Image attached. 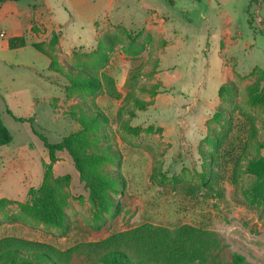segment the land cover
<instances>
[{
    "label": "rangeland",
    "instance_id": "374dc122",
    "mask_svg": "<svg viewBox=\"0 0 264 264\" xmlns=\"http://www.w3.org/2000/svg\"><path fill=\"white\" fill-rule=\"evenodd\" d=\"M177 3L179 8L156 1L163 16L157 15L153 23L155 38L149 42L157 53L150 62L129 46L127 37L139 43L142 34L133 32L144 17L137 0H122L107 15L97 11L101 21L107 18L112 24L124 16V28L115 26L101 35L113 39L103 65L99 35L92 49L70 55L57 43L49 71L44 56L39 55V61L30 57L31 48L0 53V120L12 136L8 145L0 146V252L18 240L29 241L53 247L68 264H91L75 254L77 245L144 226L171 233L190 226L216 235L215 264H231L235 256L245 264H264V216L248 203L253 179L245 173L247 159L264 155L259 145L264 143V3ZM165 16L166 31L159 20ZM78 17L73 19L83 30L73 27L69 38L91 32ZM10 28L0 17V33ZM52 34L41 43L43 50H49ZM6 39L0 36V45ZM72 67L96 70L98 76L105 73L113 81L114 94L108 95L105 86L95 92L72 88ZM136 71L139 77L129 79ZM128 92L149 104L134 117L119 111L132 106L124 101ZM7 111L26 120L16 121ZM88 112H100L108 120L92 128L85 145L114 155L101 169L117 171L125 180V186L111 194L120 211L99 212L92 206L73 160L62 151L56 154L52 175L65 220L62 228L53 227L20 206L28 203L30 189L39 188L44 165L49 164L36 133L59 143L81 129L80 117ZM124 121L140 131H129Z\"/></svg>",
    "mask_w": 264,
    "mask_h": 264
},
{
    "label": "trees",
    "instance_id": "16d2710c",
    "mask_svg": "<svg viewBox=\"0 0 264 264\" xmlns=\"http://www.w3.org/2000/svg\"><path fill=\"white\" fill-rule=\"evenodd\" d=\"M6 1L20 0H0V3ZM261 1L264 3V0ZM138 35L137 33L135 36ZM59 37L60 35L57 33L52 34L54 40L52 41L51 38L49 50H43L41 43L33 44L37 50L48 56L50 69L53 68V63L56 60L53 47H56ZM127 37L131 39L129 46L136 48L137 54L143 51V44L137 43L134 40L135 37L131 38L129 34ZM25 45L26 38L23 36L8 40L10 49L21 48ZM112 45L113 39L109 34L103 35L98 40L97 49L102 65ZM101 64H99L100 68ZM72 68L70 71L72 88L89 89L95 92L101 91L105 86L108 95L114 94L113 81L105 73L98 76L96 70L93 69L81 67L76 70L74 67ZM139 75V71H136L130 74L129 79L134 80ZM138 90L143 91L141 87H138ZM220 91L221 89L218 90L219 93ZM124 101L125 104L131 102L132 106L124 105L119 111L125 112L131 117L135 116L136 111L146 110L149 105L131 92L126 93ZM7 113L16 121L26 120L14 117L10 111ZM216 116L217 114H215ZM80 118L81 129L63 138L59 143H49L43 134L36 133L47 150L49 164L44 165L43 179L39 188L30 189L28 203L20 205L24 213L57 228H62L65 220L62 201L57 199L54 190L57 180L52 175V165L57 161L56 154L58 152L66 151L73 160L80 180L88 189L90 202L97 211L107 212L112 208L115 214L120 211V206L113 202L111 194L116 192V187L123 188L125 180L117 171L111 173L101 169L106 161L110 157L113 158L114 155L106 148L96 149L94 146L93 151L87 150L85 145L89 142L88 136L92 128L98 127L100 123H106L107 117L100 112H88L87 114L83 113ZM27 120L32 121V119ZM123 124L129 131L134 133L140 131L139 128L129 127L126 121ZM11 141L12 136L9 130L0 120V146L8 145ZM259 145L264 148V143ZM245 173L253 179L248 189V203L255 207L261 216H264V155L247 159ZM153 177L154 173L151 178ZM157 182L161 184L162 180ZM202 182L206 184V180ZM218 246L219 240L216 235L190 226H182L172 233L165 228L144 226L97 242L79 244L73 251L77 256L83 255L91 264H215L213 253ZM0 260L5 264H68L66 257L53 247L20 240L14 247L3 249L0 252ZM231 264L245 263L242 257L235 256Z\"/></svg>",
    "mask_w": 264,
    "mask_h": 264
},
{
    "label": "crops",
    "instance_id": "0c3cea01",
    "mask_svg": "<svg viewBox=\"0 0 264 264\" xmlns=\"http://www.w3.org/2000/svg\"><path fill=\"white\" fill-rule=\"evenodd\" d=\"M23 0L20 1H6L1 3L0 17L10 23V30L7 33L1 32L6 39L4 44L0 45V53L7 54L9 50H24L31 48L33 52L28 51V54L34 60L39 61V55L46 58V67L49 71L50 59L47 55L37 50L33 44L42 43L46 41V36L55 32L60 35L58 40V46L67 47L69 55L78 51L79 49L90 50L94 47L97 41L102 37L103 31L113 29L115 26L124 28V16H118L117 24H112L107 18L103 21L98 17V10L101 9L100 14L107 15L110 11L115 9L122 0ZM157 0H137V5L144 12V17L139 21L141 26L134 33L142 32L139 43L144 45V49L139 56H145V61H153L155 59L156 50H153L150 46L149 40L155 38V28L153 24L157 21V15L160 17L159 9L156 4ZM173 8H179L177 0H166ZM162 5V3H160ZM184 7H181V9ZM70 11H69V10ZM85 13H91V16H85ZM65 14H68L66 17ZM78 15V18H84V22L87 24L88 29L91 31L88 35L79 32L76 37L69 38V32L73 27H79L83 30L80 24H77L73 19L74 15ZM64 16L66 18H64ZM160 18L161 26L166 31V24L168 22L165 16ZM79 26H77V25ZM99 32V34H98ZM25 37L26 45L17 48L10 49L8 47V40L11 38ZM166 41V37H163V42ZM168 41V40H167ZM169 47V44L167 43ZM165 47V48H164ZM159 51V57L165 52L166 46ZM31 52V53H30ZM145 54V55H144ZM151 56V57H150ZM124 75V74H123Z\"/></svg>",
    "mask_w": 264,
    "mask_h": 264
},
{
    "label": "built area",
    "instance_id": "2783aa9c",
    "mask_svg": "<svg viewBox=\"0 0 264 264\" xmlns=\"http://www.w3.org/2000/svg\"><path fill=\"white\" fill-rule=\"evenodd\" d=\"M0 36H1V37H4V35H3V34H0Z\"/></svg>",
    "mask_w": 264,
    "mask_h": 264
}]
</instances>
